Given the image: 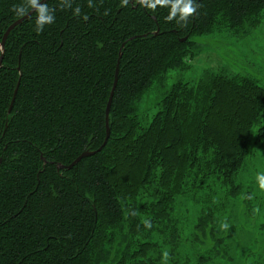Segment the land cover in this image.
<instances>
[{"label": "trees", "instance_id": "obj_1", "mask_svg": "<svg viewBox=\"0 0 264 264\" xmlns=\"http://www.w3.org/2000/svg\"><path fill=\"white\" fill-rule=\"evenodd\" d=\"M20 3L0 0V42ZM46 3L55 22L38 34L34 13L16 27L0 66V264H162L165 251V264H264L257 238L235 250L212 225L229 200L250 202L237 177L250 140L264 139V88L209 73L172 84L146 126L139 109L154 81L187 67L199 37L226 32L236 40L256 30L264 0H196L186 26L165 21L168 7L131 0H92V8L72 0L63 10L59 0ZM119 52L107 143L58 170L102 145ZM196 195L203 207L184 237L178 207ZM181 242L196 251L174 260Z\"/></svg>", "mask_w": 264, "mask_h": 264}, {"label": "rangeland", "instance_id": "obj_2", "mask_svg": "<svg viewBox=\"0 0 264 264\" xmlns=\"http://www.w3.org/2000/svg\"><path fill=\"white\" fill-rule=\"evenodd\" d=\"M196 42L198 47L193 51V57L186 59L185 69L170 71L162 83L154 81L141 96L139 109L141 117H145L141 122L143 126L147 125L156 112V103L177 81L197 84L209 73L225 72L252 79L264 88V12L260 26L242 39L235 40L228 33L220 32L199 37ZM261 174H264V139L257 141L254 136L250 140L245 163L237 177V183L243 190L250 191V202L245 206L241 198L229 200L227 210L216 214L212 224L220 236L228 234L235 250L245 252L252 237L264 245V190L260 189L257 180ZM201 203L202 198L199 195L192 201L188 197L180 200L177 214L184 237L192 234L199 217L198 211L203 207ZM222 223L229 225L227 230L221 228ZM260 226L263 227L262 232L258 231ZM195 251V245L181 242L173 256L174 260H179L180 254L192 257ZM165 263L163 261L162 264ZM234 264L241 262L235 261Z\"/></svg>", "mask_w": 264, "mask_h": 264}, {"label": "clouds", "instance_id": "obj_3", "mask_svg": "<svg viewBox=\"0 0 264 264\" xmlns=\"http://www.w3.org/2000/svg\"><path fill=\"white\" fill-rule=\"evenodd\" d=\"M130 4V0H121V7H126ZM133 7L139 5L142 8L155 11L157 7L170 8L169 14L165 17L166 22L176 21L178 25L186 26L189 18L193 17L197 12L198 4L196 0H131ZM59 7L63 10L65 8H72V0L70 3H65V0H59ZM88 7H94L92 0H88ZM32 11L36 14L34 31L38 34L41 33L46 25L55 22L56 8H49L47 3H41L40 0H21L19 5L13 6L11 9L16 17L23 18L25 15ZM81 8L77 6L74 9V15L79 16ZM107 14V12L105 13ZM87 19V16L84 17ZM260 189L264 190V174L258 175ZM145 226L151 228L150 221H145ZM229 225L222 223L221 228L227 230ZM169 259V253H163V260L166 262Z\"/></svg>", "mask_w": 264, "mask_h": 264}, {"label": "water", "instance_id": "obj_4", "mask_svg": "<svg viewBox=\"0 0 264 264\" xmlns=\"http://www.w3.org/2000/svg\"><path fill=\"white\" fill-rule=\"evenodd\" d=\"M48 0H40L41 3H46ZM34 14V12H32L31 10L29 11V13L27 15H25L23 18H18L16 19L13 23H11L7 29L5 30L1 42H0V66L2 63V59H3V53H4V46H5V42L7 37L9 36V34L18 26H20L24 21L28 20L32 15ZM157 34V32L155 33V35ZM187 37H184L182 39H180L179 41L181 43H184L186 41ZM120 58H121V52H119L118 54V60H117V64L115 67V73H114V78H113V83H112V88L111 91L109 93V97H108V101L106 104V108H105V138L104 141L102 143V145L95 151H90L85 150L83 151L74 161H72L69 165L63 166V165H57V169L58 170H70L73 166H75L76 164H78L82 159H86L89 157L94 156L95 154H97L98 152L101 151V149L105 146V144L107 143V140L109 138V134H110V130H109V111H110V107H111V103H112V98L114 95V91L117 85V79H118V71H119V63H120ZM18 87V85H17ZM17 87L15 88L14 92H13V96L11 99V102L9 104L8 107V114L11 112L14 100H15V96L17 93Z\"/></svg>", "mask_w": 264, "mask_h": 264}]
</instances>
